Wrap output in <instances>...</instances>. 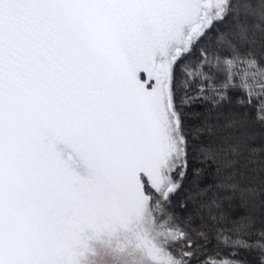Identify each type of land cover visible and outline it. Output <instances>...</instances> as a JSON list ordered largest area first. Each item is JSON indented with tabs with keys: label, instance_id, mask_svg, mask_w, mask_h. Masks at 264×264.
Instances as JSON below:
<instances>
[{
	"label": "snow or ice",
	"instance_id": "snow-or-ice-1",
	"mask_svg": "<svg viewBox=\"0 0 264 264\" xmlns=\"http://www.w3.org/2000/svg\"><path fill=\"white\" fill-rule=\"evenodd\" d=\"M264 264V0H0V264Z\"/></svg>",
	"mask_w": 264,
	"mask_h": 264
},
{
	"label": "rangeland",
	"instance_id": "rangeland-1",
	"mask_svg": "<svg viewBox=\"0 0 264 264\" xmlns=\"http://www.w3.org/2000/svg\"><path fill=\"white\" fill-rule=\"evenodd\" d=\"M163 233L132 225L94 242L88 264H155L154 253H163Z\"/></svg>",
	"mask_w": 264,
	"mask_h": 264
}]
</instances>
